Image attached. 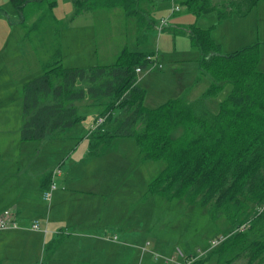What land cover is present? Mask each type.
Segmentation results:
<instances>
[{
	"label": "trees",
	"instance_id": "obj_1",
	"mask_svg": "<svg viewBox=\"0 0 264 264\" xmlns=\"http://www.w3.org/2000/svg\"><path fill=\"white\" fill-rule=\"evenodd\" d=\"M34 1L44 0H11L18 10ZM141 1L77 0L75 13L100 5L121 6L127 17L139 19V29H149L154 22H140L145 20ZM177 1L196 16L215 10L220 21L232 14L244 15L259 0H225L223 8L211 0ZM213 26L191 25L188 30L192 45L199 51V72L193 85L152 108L143 104L145 91L137 84L135 72L136 67L146 66V56L151 52L124 46L112 64L65 68L58 45L44 72L22 86L20 137L41 139L49 127L59 136L80 120L76 107L66 106L65 102L88 98L99 103L108 99L101 103L104 109L100 112L107 114V122L90 134L89 153H105L116 137H132L142 160L165 162L148 183L149 193L208 207L215 216L225 213L239 228L246 225L243 230L224 235L196 263L202 264L214 255L216 264H231L242 257L247 264H263L264 72L257 69L259 46L252 44L224 53L211 36ZM140 36L143 37L138 38L139 42L146 39L145 33ZM53 76L60 83L54 84ZM85 80V87H76ZM203 80L207 86L199 93L193 92L194 85ZM115 109H125L127 116L116 120L112 117ZM253 227L258 234L248 232ZM60 240L55 238L46 244L47 257Z\"/></svg>",
	"mask_w": 264,
	"mask_h": 264
},
{
	"label": "rangeland",
	"instance_id": "obj_2",
	"mask_svg": "<svg viewBox=\"0 0 264 264\" xmlns=\"http://www.w3.org/2000/svg\"><path fill=\"white\" fill-rule=\"evenodd\" d=\"M50 1L53 3L47 4ZM75 1L77 0H44L42 3L34 1L22 10H18L11 0H0V105L6 104L4 111L17 116L19 104L22 110L23 83L44 72L43 63H50V57L58 45L61 51V64L65 68L79 64L87 68L96 64H112L124 46L130 50L151 52L156 56V62L162 63V68H155L154 63L148 62L137 76L138 85H142L145 91L143 104L149 108L157 107L176 95L178 87L189 83L191 85L199 72L197 63L199 51L192 45L191 37L187 34L191 25L205 28L214 25L211 35L220 43L224 53L258 44L257 69L264 72V5L262 9H255L257 11H252L249 15L232 14L222 22L214 24L213 12L196 18L184 5L175 0L174 4L179 10L171 14L174 0H159L148 10L157 24L156 27L151 26L149 29L141 30L138 28L140 24L136 22L139 19L135 16L129 18L122 16L123 10L120 6V8L108 9L110 6L100 5L76 14ZM224 1L211 0L220 7ZM22 17H25V20H22ZM135 19L134 23L130 22ZM162 19L166 20V25L158 31L157 26ZM38 31L46 33L45 42L42 41L41 46L38 44L39 39L35 38ZM143 33L146 39L139 42L138 38H142L143 36L140 35ZM18 43H21V47L25 49L30 48L29 43H31L35 51L33 54L31 51L28 54L32 55V59L25 70L4 71L2 62L18 53L16 51ZM1 48L7 51L2 52ZM59 81L60 79L53 76L54 84H58ZM86 85L85 80L77 83L76 87ZM206 86L207 83L203 80L194 85L192 91L199 93ZM10 101L11 103L7 104ZM107 101L108 99H101L99 104L84 98L75 102H65L66 106L74 104L76 107L80 120L75 124L74 130L79 137H84L87 126L94 116H107L100 114L104 109L101 103ZM112 114L116 120L124 119L127 111L115 109ZM105 120L106 117L102 125L107 122ZM48 131L50 132V127ZM58 140L60 139L52 138V141L43 147L41 152L43 158L48 155L47 151L55 146L61 151L68 152L70 141ZM116 140L115 147L111 146L105 154L89 156L82 160L85 161L83 164L85 169L96 170L101 178H138L133 183L138 190L137 195L140 196L141 191L147 193L145 194L147 198L143 201L139 198L133 207L137 212L131 213L133 215L130 223L147 227L151 231L152 244L147 245L151 251L143 252L142 256L140 250H137L135 255L123 251V254H127L131 259L130 264H171L165 261L164 256L173 255L176 246L200 253L203 251L201 247L212 245L216 239L222 238L231 231L241 230L237 227V222L231 220L225 213L215 216L208 207L190 205L181 199L167 200L149 193L148 182L158 175L165 162L160 159L142 160L132 137H118ZM81 148L76 151V156L81 153ZM127 213L129 212H126V215ZM229 215L231 216V213ZM126 220L122 218V223H126ZM255 229L253 227V230L248 232L258 234L259 231ZM120 231L115 229L117 236H121ZM139 234L143 237L146 235L141 231ZM216 261L217 257L210 255L202 264H216ZM253 263L254 261L251 264ZM231 264H247L246 258L242 257Z\"/></svg>",
	"mask_w": 264,
	"mask_h": 264
},
{
	"label": "crops",
	"instance_id": "obj_3",
	"mask_svg": "<svg viewBox=\"0 0 264 264\" xmlns=\"http://www.w3.org/2000/svg\"><path fill=\"white\" fill-rule=\"evenodd\" d=\"M157 2L159 0L141 1L140 8L144 16L143 19H145L141 20V23L150 20L154 22L153 27H156L157 24L149 15L148 10ZM172 2L174 4L175 0ZM263 5L264 0H259L248 10L247 15L252 11H257L255 9H262ZM117 7L120 8L121 6H113L108 9ZM121 9L123 10L122 16L126 17L124 9L122 7ZM86 11L83 10L76 14ZM175 12L177 11H171V14ZM211 12L215 13L214 24L225 19L219 21L216 12ZM135 21L136 19L130 20L133 23ZM45 36L46 33L38 31L35 38L39 39V46L45 40ZM20 44L18 43L16 48L18 53L14 57H7L6 61L2 62L4 71L25 70L27 64L30 63L32 55L28 53L31 51L33 54L35 49L31 43H29L30 48L28 49L22 48ZM1 50L2 52L7 51L4 48ZM45 67L46 62L43 63L44 70ZM73 67L87 68L80 64ZM160 68H162V63ZM140 73L141 71L138 76ZM191 85L189 83L183 87H178L177 93L173 97ZM10 103L11 101L7 104ZM5 106L6 104L0 105V214L4 210H10L14 214L18 226L0 229V263L130 264L131 259L127 254L124 255L123 251L135 255L137 250H140V256L143 252H150L151 250L148 249L147 245L152 244L150 240L153 239L151 231L147 227L135 226L130 223L131 216L137 212L133 207L139 198L141 201L147 198L145 195L147 193L144 191H141L140 196L137 195L138 190L133 183L138 178H101L96 170L85 169L83 166L85 163L83 158L106 153L98 155L89 153V137L95 131L91 127L99 115L94 116L90 121L84 137H79L74 130V125L59 136H56L51 129L50 132L47 129L41 139L22 140L20 132L23 123V106L21 110L19 104V110L17 114L15 113L17 116L4 111ZM112 116L114 115L112 114ZM52 138L60 139L58 141H70L68 152L66 150L61 151L55 146L52 150L47 151L48 155L43 158L42 149L48 142L52 141ZM117 138L113 141L112 146L114 147L117 144ZM79 147H82L81 153L76 156ZM71 157L73 158L70 159ZM57 166L61 168V173L52 178L51 171ZM44 176H50V178H43ZM52 179L56 187L50 191L49 199H46L43 192L48 190ZM126 212L129 213L126 215ZM122 218L127 219L126 223H122ZM34 220L39 221L40 229H31L30 224ZM116 228L121 230V236H117L115 233ZM140 231L141 233L145 232L146 235L140 236ZM59 237L61 240L56 249L50 257H47L45 255L46 244ZM210 247L211 245L208 246V244L201 247V250L204 251L201 258L208 255L212 249ZM175 248H180L187 255L196 254L179 246ZM173 255L164 257L168 258ZM142 261L141 259V263ZM165 261L167 260L165 259ZM168 262L174 264L171 261Z\"/></svg>",
	"mask_w": 264,
	"mask_h": 264
},
{
	"label": "built area",
	"instance_id": "obj_4",
	"mask_svg": "<svg viewBox=\"0 0 264 264\" xmlns=\"http://www.w3.org/2000/svg\"><path fill=\"white\" fill-rule=\"evenodd\" d=\"M179 7L176 4H173L172 7V11H178ZM166 25V20L162 19L161 22L158 24L157 28L158 31L162 30L163 27ZM148 62H152L154 63L155 67H161V64H158L156 62V56L154 54H149L146 56ZM142 68L140 67H136L135 68V72L138 73L141 71ZM106 116H99L96 121L94 122V124L92 125V130H96L97 128L101 127V125L104 122ZM61 173V168L59 166H57L56 168H54L51 171V177L53 178L55 175H58ZM56 187V184L54 183L53 179L50 182L49 188L48 190L43 192V195L46 199H49V195H50V191L52 189H54ZM17 222H16V218L14 216V214L10 211V210H4L1 214H0V229H6V228H16ZM246 225L241 226V230H243L245 228ZM31 229L33 230H38L40 229V223L38 220H34L32 221V223L30 224ZM243 227V229H242ZM223 238V237H222ZM222 238L216 239L213 242V246L211 245L210 248H213L214 246H216L221 240ZM204 251L200 252V253H196V254H190L187 255L185 254L180 248H175V254L171 257H166L165 259L167 261H171L174 264H200V263H196L203 255Z\"/></svg>",
	"mask_w": 264,
	"mask_h": 264
}]
</instances>
